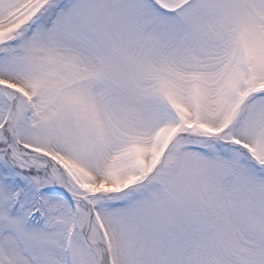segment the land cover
<instances>
[{"label": "snow or ice", "instance_id": "6c2138e0", "mask_svg": "<svg viewBox=\"0 0 264 264\" xmlns=\"http://www.w3.org/2000/svg\"><path fill=\"white\" fill-rule=\"evenodd\" d=\"M0 264H264V0H0Z\"/></svg>", "mask_w": 264, "mask_h": 264}]
</instances>
